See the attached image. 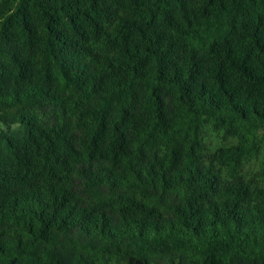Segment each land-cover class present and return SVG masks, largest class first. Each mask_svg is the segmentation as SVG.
I'll list each match as a JSON object with an SVG mask.
<instances>
[{
	"label": "clouds",
	"instance_id": "clouds-1",
	"mask_svg": "<svg viewBox=\"0 0 264 264\" xmlns=\"http://www.w3.org/2000/svg\"><path fill=\"white\" fill-rule=\"evenodd\" d=\"M183 5L0 0L4 264H264V7Z\"/></svg>",
	"mask_w": 264,
	"mask_h": 264
},
{
	"label": "trees",
	"instance_id": "trees-1",
	"mask_svg": "<svg viewBox=\"0 0 264 264\" xmlns=\"http://www.w3.org/2000/svg\"><path fill=\"white\" fill-rule=\"evenodd\" d=\"M133 2H135V0H133ZM176 2L181 8H183V6H184L183 0H176ZM94 4H95V0H93V5ZM252 5H253V8H255L257 5L264 7V0H252ZM221 7H223V5H221ZM61 11H63V9H61ZM89 19H90V17H89ZM70 23H72L73 31H75V29H76L75 21L70 20ZM255 23L257 25L264 24V19L261 18V15H257L255 17ZM145 32H148V33L151 32V29L148 27V25L144 26V30L141 32V35H144ZM245 32L247 33L249 40L252 42V45H250V47L254 46L256 48V50L261 55H264V46H262L261 40L258 38L259 28H257L255 32H250V33L247 32V29H245ZM50 36H52L53 38L55 37V33H52L51 30H50ZM59 43H60V41L56 40V44H59ZM9 59L15 65L18 72L22 71L21 66L18 63H16L15 57L9 55ZM254 84L257 88H264V80L254 81ZM29 135H31V133H29ZM8 147L11 149L12 145L9 143ZM14 179L19 180L20 178L17 176ZM207 188H208V190H212V184H211L210 180L207 183ZM212 215H213V217L216 216L214 209L212 210ZM226 215H230V213H226ZM262 215H264V214H262ZM261 224L264 225V220H261ZM102 227L103 226L101 225V228ZM0 264H4V262L0 261ZM8 264H17V261L15 259H13V260L9 261ZM131 264H135V261H132ZM204 264H223L222 259L217 255L215 244L209 245L208 253L205 257Z\"/></svg>",
	"mask_w": 264,
	"mask_h": 264
}]
</instances>
